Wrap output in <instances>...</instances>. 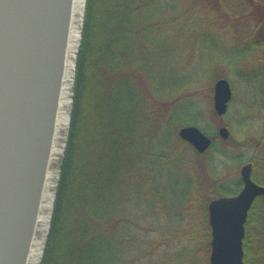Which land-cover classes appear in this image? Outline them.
I'll list each match as a JSON object with an SVG mask.
<instances>
[{
  "label": "trees",
  "instance_id": "16d2710c",
  "mask_svg": "<svg viewBox=\"0 0 264 264\" xmlns=\"http://www.w3.org/2000/svg\"><path fill=\"white\" fill-rule=\"evenodd\" d=\"M239 1L242 21L254 16L264 26V0ZM231 3L86 0L68 134L40 264H202L200 242L208 240L203 251L211 249L208 204L241 190L242 180L228 188L222 175L226 163L242 156L220 149L216 137L200 154L178 132L201 126L205 112L193 94L210 70L206 32L223 33L218 25L239 19L227 11ZM253 33L247 42L257 54L264 40ZM197 216L205 229L195 224ZM255 219L264 264V196L246 223V264Z\"/></svg>",
  "mask_w": 264,
  "mask_h": 264
},
{
  "label": "water",
  "instance_id": "95a60500",
  "mask_svg": "<svg viewBox=\"0 0 264 264\" xmlns=\"http://www.w3.org/2000/svg\"><path fill=\"white\" fill-rule=\"evenodd\" d=\"M73 0H0V264H27L50 166L67 58ZM228 80L214 86V109L226 115ZM229 138L226 127L219 129ZM179 137L198 153L213 138L185 126ZM243 188L208 205L209 264H246V223L264 186L253 165L240 171Z\"/></svg>",
  "mask_w": 264,
  "mask_h": 264
},
{
  "label": "rangeland",
  "instance_id": "374dc122",
  "mask_svg": "<svg viewBox=\"0 0 264 264\" xmlns=\"http://www.w3.org/2000/svg\"><path fill=\"white\" fill-rule=\"evenodd\" d=\"M231 1V5L235 4L232 6L234 8L228 7L227 11L237 14L239 19L235 18L236 21L233 25L224 23L218 25V29L222 30L223 33L227 31L228 35H223V33L218 30H214V34H212L207 30L206 40L204 42V62L206 68L209 67L210 70L209 72L207 71V74L205 75L206 79L200 84V87L202 88H199V91L193 94L194 96L196 95L193 100L198 101L201 104L202 111L205 112L201 126L198 127L202 131L204 130V133L207 131L208 133L205 134L213 138V140L216 137L220 149L227 150L230 154L236 156H242L238 161H231L223 166L224 172L222 175V182L225 181V185L228 188H236L239 180H241V168L245 164L251 163L253 165L254 181L259 185L264 186V48L258 50L257 54H255L254 51L250 49V43L247 42L250 31L256 32L253 33L254 39L259 41L264 40V26H259V23L261 25H263V23L254 16L250 17L249 21H242V18L246 16V13L244 9H240L242 8V5L240 4L241 2L239 0ZM82 25L83 20L81 30ZM234 36H237L236 39L232 38ZM252 53H254V55H251ZM76 57L77 52L75 54V63ZM187 60L189 61L190 57L185 54L184 61ZM212 61L215 63L210 65ZM73 78L74 74H72L71 78V100L73 96ZM219 79L228 80L233 92L228 111L226 115L222 117L216 114L213 100L214 86ZM186 94H184V96ZM221 127H226L229 131L230 135L226 140L219 135V129ZM68 128L62 133L65 137L64 140H59L58 143H64V148ZM182 149H185V151L187 150L189 157H192V155L195 156L189 147L186 149V147L182 145ZM218 151H214L212 154L217 158L218 163H224L221 157L218 156ZM62 157L63 155L59 160L51 162L49 167L52 171L56 170L59 175ZM207 159L208 156L202 158V161H207ZM58 179L56 180V188ZM255 218H257V216H255ZM196 222V225L200 224L201 229L206 228L203 216H197ZM260 231L261 229L257 227L255 219L253 226L249 229V244L252 258L251 264H260L262 250L260 247V243H262L259 233ZM37 237L40 238L38 226L35 234V238ZM207 241L208 240H203L201 242L198 241V243H201L199 260L202 264H207V262L209 264L210 261L211 249L209 251H203V244H208ZM184 246H186V244H184ZM198 246L199 245L197 244V248Z\"/></svg>",
  "mask_w": 264,
  "mask_h": 264
},
{
  "label": "bare ground",
  "instance_id": "6f19581e",
  "mask_svg": "<svg viewBox=\"0 0 264 264\" xmlns=\"http://www.w3.org/2000/svg\"><path fill=\"white\" fill-rule=\"evenodd\" d=\"M86 0H73L71 27L68 37L67 58L64 71V79L60 94V102L56 119V130L54 145L52 147L51 160L57 161L64 153V143L58 144L59 140H64L63 132L69 127L71 100V78L75 67V54L81 39V24L83 20ZM59 173L49 168L38 215V231L40 238H35L30 251L27 264H40L45 247V239L50 224L51 212L55 199L56 180Z\"/></svg>",
  "mask_w": 264,
  "mask_h": 264
}]
</instances>
